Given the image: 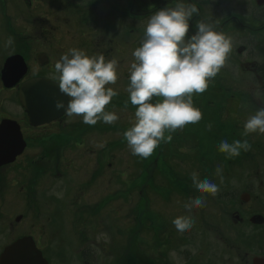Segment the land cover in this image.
<instances>
[{
    "label": "flooded vegetation",
    "instance_id": "af4514ba",
    "mask_svg": "<svg viewBox=\"0 0 264 264\" xmlns=\"http://www.w3.org/2000/svg\"><path fill=\"white\" fill-rule=\"evenodd\" d=\"M114 1L123 2L118 32L127 36L144 32L150 14L178 2ZM198 1H208L207 9L193 14L189 36L203 14L214 28L246 34L240 37L244 43L236 47V56L231 50L215 76L235 80L238 89L194 94L193 104L203 114L200 122L166 131L165 136H173L171 142H161L144 159L116 153L127 141L111 132L118 128L123 134L129 128L103 121L87 125L82 117L56 109L58 100L66 105L69 99L55 79L59 74L54 66L62 55L76 48L88 56L102 54L108 61L114 59L109 53L120 49L115 40L82 41L78 24L85 12L90 20L98 15L100 0H0V256L6 246L28 238L47 264H264V134L242 135L247 118L264 107V39L256 41L255 34L264 30V0H182ZM253 37L249 48L245 44ZM117 61L119 78L107 87L116 90L119 85L120 91L129 82V71L122 68L124 61ZM121 93L129 99L127 91ZM118 102L114 97L105 110L113 112ZM222 140H247L251 149L227 158L218 148ZM135 161V170L125 173ZM137 170L139 185L133 180ZM193 172L215 184L222 176L225 186L219 189L224 190L228 176H234L239 193L225 201L202 194L192 184ZM117 180L122 181L119 187ZM149 188L163 200L150 212ZM133 190L141 197L133 213L140 208V215H134L133 222L117 218L127 222L128 240L120 249L109 219L116 218L120 199L118 206H128L132 214ZM201 196L203 207L185 208ZM179 216L194 220L191 230H176L172 221ZM132 225L141 238L138 247L131 243ZM148 230L156 243L153 258L148 255ZM103 232L113 239L106 249L99 238Z\"/></svg>",
    "mask_w": 264,
    "mask_h": 264
},
{
    "label": "clouds",
    "instance_id": "9594fccd",
    "mask_svg": "<svg viewBox=\"0 0 264 264\" xmlns=\"http://www.w3.org/2000/svg\"><path fill=\"white\" fill-rule=\"evenodd\" d=\"M195 4L178 0L174 7H165L151 15L144 28V38L132 56L129 68V85L126 91L130 103L136 108L131 127L123 133L132 155L147 159L161 142H171V134L189 124H197L203 117L194 106L193 95L203 94L215 78L232 50L231 40L215 31L211 23L197 22L195 34L189 36L192 16L198 13ZM59 75L60 92L69 97L67 104L58 100L56 109H64L69 117H82L83 123L95 125L117 122L120 117L106 107L119 93L108 85H115L118 61H106L104 55L88 56L84 51L71 48L55 63ZM255 95L259 98L261 93ZM128 101L125 102L127 108ZM242 135L264 134V107L244 123ZM219 151L227 158L249 151L247 140H222ZM222 169L218 166L216 173ZM192 184L198 192L218 195L219 186L208 179L191 174ZM221 182L223 177L221 176ZM203 196L192 199L185 208L203 207ZM180 233L191 230L194 220L179 216L172 221Z\"/></svg>",
    "mask_w": 264,
    "mask_h": 264
},
{
    "label": "rangeland",
    "instance_id": "374dc122",
    "mask_svg": "<svg viewBox=\"0 0 264 264\" xmlns=\"http://www.w3.org/2000/svg\"><path fill=\"white\" fill-rule=\"evenodd\" d=\"M99 1V0H98ZM137 1V0H136ZM147 1H151V0H147ZM156 4V1L159 2V0H153ZM204 3V2H203ZM206 3L204 5H199L197 2H195V5L197 6V8L201 11V13H203L204 10L207 9ZM153 4V2L147 3L146 9H149L151 7V5ZM208 5V4H207ZM123 9V2L121 1H114V0H100L99 3V9H98V15L94 16L92 19L90 20L91 17L89 16H85L88 12L84 13V17L81 19L80 23L78 24L80 27V32H82V41L87 43V42H99V43H108L110 40H115L116 42L120 43V49L118 51H115L113 53V55L111 53H109V55L111 56V58L114 59H121L122 61H124V65L122 68H124V70L129 71L130 68V64L134 61V57L132 56L133 51L139 47L141 45V41L144 38V32H135L132 31L129 36L125 35V33L123 32V30L120 31V33L118 32V25L120 23H122V18L120 17L121 15V11ZM217 12L213 13L214 17H217ZM151 16V14L148 16V18ZM147 18V20H148ZM133 20H138L139 19H135L133 18ZM203 21L205 23H207L204 14L201 15V17H198L195 19V28H194V32L196 31V24L197 22ZM210 23V21L208 22ZM262 23L264 24V20L262 21ZM194 24V23H192ZM259 25V23H257ZM215 31L217 32H221L223 33L225 36H227L228 38H230L231 40V45H233L232 47V51L236 56V47L239 45H242L244 43V40H240V37L242 38L243 35L246 34H240L237 35L235 32H233L232 34V30H227L226 29H220V28H214ZM192 31V32H193ZM194 34V33H193ZM256 34V41H259V38H263L264 39V30L260 31L259 33H255ZM260 41H264V40H260ZM255 43V38H251L248 40V44L247 45L249 48L253 47V44ZM231 53V52H230ZM230 53L228 55V57L230 56ZM121 61V62H122ZM121 77L124 78L123 73H121ZM129 82L126 83L125 86H122L120 88V91H118V95L115 97V101L117 102L119 100L118 103H116V108L114 109V113H116L120 119L116 122V125L120 126V127H124V128H130L131 127V121L134 120V113L136 111L135 109H129V108H123L125 107V102L128 101V106H133L129 99L125 100L124 97H122V91L125 90L128 87ZM113 87V85H111ZM118 86H116V90H118ZM208 89H212V90H227V91H234L236 89H238V85L237 82L235 80H229V79H218L217 77H215L214 79H212L209 82V87ZM229 94V92H228ZM198 96V95H196ZM129 97V95H128ZM201 97L199 98L200 101ZM215 105H220V103H215ZM112 111V110H110ZM112 136H114V138L117 137H121L124 138V135L122 134V131H120L118 128L114 131L111 132ZM127 143V142H126ZM130 149L128 148L127 144L125 146V149H117L116 153L119 155H122L123 157H126L129 155L130 153ZM117 163H121V161H116ZM135 164L136 161L133 162L132 166L130 168L126 167L124 172L125 173H132L135 170ZM117 169H123V166H117ZM139 170H137L134 173V182H137L136 185H139L141 176L138 174ZM227 181L228 183V190H224V188H221L218 195L215 196V198H217L218 200H227V199H233L234 196H237L239 193V188L237 189L236 187V178L234 176L230 177L228 176ZM219 187L221 186H225L222 182H221V178L219 180H217L216 183ZM122 185V181L121 180H117L116 181V187H119ZM122 192V191H121ZM117 194V193H116ZM227 194V197L225 196ZM148 209L149 212L154 211L155 207H157L156 202H162L163 200H161L159 197H156V190L154 189H150L148 190ZM156 198V201H155ZM121 201L117 200V216L116 218H111L109 219V221H113L114 225H113V230L110 229L111 232H113V235L116 239V243L117 246L120 249H123L125 246V241L128 240L127 238V231L125 232V228L127 226V222H119L117 218H124V217H129L132 219V222L134 221L133 216L135 215L136 218L139 217L140 215V208H137L136 214L133 213V208L136 206L135 204H138L141 202V197L140 194L138 193L137 190H133L130 193V202L131 203V211L132 214L130 212V209L128 206H123V205H119L118 203ZM127 208V209H126ZM135 226L132 225V234H131V243H134L135 245L137 243L140 244L141 242V238L138 232V229L134 228ZM115 228H118L119 231H121V234H118L115 231ZM106 232L109 231L108 229H106ZM152 231L148 230V235H147V242L150 243V249H148V255L149 258H153L156 255V243L155 240L152 242ZM99 238L102 240V242H104V247L103 249H106L108 246L113 245L112 241L113 239H111L105 232H103V235H99ZM137 247L139 245H136Z\"/></svg>",
    "mask_w": 264,
    "mask_h": 264
},
{
    "label": "water",
    "instance_id": "95a60500",
    "mask_svg": "<svg viewBox=\"0 0 264 264\" xmlns=\"http://www.w3.org/2000/svg\"><path fill=\"white\" fill-rule=\"evenodd\" d=\"M0 264H47V261L31 239L21 238L5 247Z\"/></svg>",
    "mask_w": 264,
    "mask_h": 264
},
{
    "label": "trees",
    "instance_id": "16d2710c",
    "mask_svg": "<svg viewBox=\"0 0 264 264\" xmlns=\"http://www.w3.org/2000/svg\"><path fill=\"white\" fill-rule=\"evenodd\" d=\"M203 2H204V1H198V4H199V5H204Z\"/></svg>",
    "mask_w": 264,
    "mask_h": 264
}]
</instances>
